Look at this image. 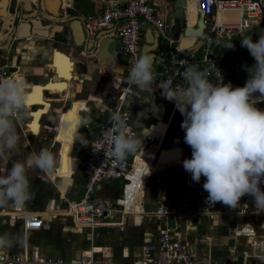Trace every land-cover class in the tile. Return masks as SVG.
Returning <instances> with one entry per match:
<instances>
[{
  "label": "crops",
  "instance_id": "crops-1",
  "mask_svg": "<svg viewBox=\"0 0 264 264\" xmlns=\"http://www.w3.org/2000/svg\"><path fill=\"white\" fill-rule=\"evenodd\" d=\"M10 1L0 0V66H7L18 79L25 82L29 90V100L35 97L34 103L29 102L30 115L23 122H17V125L24 135H27L26 133L38 135L45 131L42 137L44 139L58 120L57 127L54 129L56 131H53L55 137L52 135L54 141L61 147L59 164L55 169H64L66 163L70 176L59 177L69 178L70 184L67 189L65 188L67 192L65 197L62 195V188L56 186L59 200L52 198L51 195L50 197L42 195L39 200L43 201V204L36 208L28 204L29 200L24 207H17L11 201L5 206H0V236H5L9 240L14 237L23 238V243L13 242L11 247L0 248V255L23 254L33 259L35 253L38 258H60L68 261L85 252L90 253L93 248H99V253L95 255L107 257L117 264H129L139 256L143 244L156 239L159 226L166 222L173 226L175 233L188 243L189 250L197 258L215 261L240 259L241 251L248 248L251 237H234L233 231L246 221L258 228V221L252 216L238 217L230 213L234 208L221 202L208 203V194L193 201L190 198L186 200L192 203V210L197 212L195 215L186 216L184 214L186 207L181 203L185 197L184 185L173 189L166 198L163 197L166 200L169 198L167 203L178 201L176 204L177 209L180 210L179 216L173 215L166 220H160L150 219L144 214H128L121 217L116 215L93 230L72 226L73 221L67 213V205L69 201L80 197L83 192L85 176L80 170V165L85 148L93 138L100 122L108 119L109 114L120 106L121 111L128 117V125L134 133L132 137L140 141L138 150L134 154L127 155V159H131L134 155L152 153V150L161 147L157 155L159 162L166 157H171L181 162L183 166V161L192 156V149L185 143V132L181 128L184 117L176 109L174 102L161 95L162 89L158 87L160 80L164 78V67L167 63V58L161 54L163 47L158 54L159 58L154 62V77L157 81L152 91L139 89L127 82L129 58L120 51L117 38L111 35L109 30L102 31L103 35L99 37V40L103 37L115 39L111 49L112 61L109 65L98 66L99 58L91 53L93 41L89 39L85 45H76L74 32L68 22L60 23L56 17H53L51 22H42L35 18L30 27L27 21L16 18L20 10V0H17L18 6L14 14L9 9ZM105 1L47 0L45 7L48 10L61 11L62 16H79L81 19L90 13H99ZM173 1L151 0L150 3L156 16L165 21L166 11L172 8ZM188 1L194 2V0H186V3ZM259 1L264 5V0ZM28 7L31 8L29 2ZM194 8L195 11L196 7ZM227 18H235V13H228ZM165 25H169V28L166 27L168 35L173 44L178 46V40L173 38L176 30L174 26H171L172 22L165 21ZM148 28L151 27L146 26L143 30L140 48ZM183 29L184 26L181 27L179 37L183 36ZM153 31L156 33L154 29ZM14 33L18 38H11V34ZM259 34H264V21L230 38H215L220 62L228 53L234 54L235 63L241 60L247 64L252 62L254 58L247 48L241 46V39L242 35H246L256 41ZM201 43L202 38H197L193 44V50L199 49ZM231 43L234 44V48H227ZM57 53L70 62V65L60 62L68 75L61 74V67H58L57 63ZM221 74L232 83H246L248 79L247 75L238 71L230 75V70L224 67L221 68ZM101 77L104 78L101 79ZM183 83L177 79L173 80V86ZM97 84L103 87L97 88ZM128 84L132 93L124 98V88ZM59 85H67V87L61 88ZM84 86L85 90L81 91ZM37 89L40 91L37 92ZM69 94L75 96L72 97L69 106L62 109ZM37 113L39 115H36ZM73 114H75V120L70 119ZM34 124L38 126L36 130L33 129ZM78 130L79 138L74 141L71 156L74 134ZM161 149L168 150L161 151ZM75 166L79 168L80 176H73L72 168ZM47 173L55 180L56 177L52 172ZM72 187L80 191L78 196ZM95 191L101 196L116 197L120 195L121 184L116 180L103 182L96 186ZM142 205L145 209L158 207L151 206L150 203L148 205L144 199ZM172 207L176 209L175 206ZM252 208H255L254 204ZM28 211L50 212L55 215L49 219L43 217V224L38 229H25L20 214Z\"/></svg>",
  "mask_w": 264,
  "mask_h": 264
},
{
  "label": "built area",
  "instance_id": "built-area-1",
  "mask_svg": "<svg viewBox=\"0 0 264 264\" xmlns=\"http://www.w3.org/2000/svg\"><path fill=\"white\" fill-rule=\"evenodd\" d=\"M150 1L106 0L99 13H90L81 18L82 27L93 43L99 41L100 36H97L102 31L109 30V33L117 38L120 51L129 58V67L130 61L140 55V40L144 28L151 27L164 42L161 54L167 58V63L162 80L171 78L172 81L175 79L183 81L182 72L187 66L194 64L200 70H207L208 78L213 83H231L233 87H243L246 84L229 82L221 74L222 66L215 38H230L263 23L262 2L259 0H194L198 10L203 12L202 43L199 49L181 50L173 44L164 19L156 16ZM231 12L235 13V18H227V14ZM96 37L97 41L94 40ZM8 78L18 79L7 66L1 65L0 80ZM131 93L132 90L128 84L124 88V98L129 97ZM255 95L259 97V93ZM256 107L264 109V99H258ZM115 110H119L126 119L127 132L132 136L134 133L128 125L127 115L121 111L120 106ZM24 125H26L25 122ZM110 127L109 118L100 122L93 138L85 148L80 165L81 172L85 176L83 192L80 197L69 201L67 205V213L73 225L93 230L118 214L120 217L128 214H144L163 220L169 216L178 215L180 211L174 207L167 210L159 206L156 209L145 210L142 205L144 188L149 177L157 175L169 165L160 167L150 152L145 155H134L131 159L115 158L112 155L111 146L103 141V134ZM181 173L183 174L180 181L185 187V197L181 201L186 207L184 214L195 215L197 212L192 210V203L186 200L203 198L208 194L203 189L205 178L201 177L200 182H194L189 172ZM117 179L122 181L120 195L107 197L98 195L95 191L98 184ZM263 187L264 184L261 185V188ZM253 204V199L245 195L241 198L240 205L230 211L238 217L252 216L258 221V228L246 221L233 231L234 237H251L248 248L241 251L240 259L223 261L199 259L189 250L188 243L175 233L174 227L165 222L159 226L156 239L143 244L139 256L129 264H264V212L257 213V210L252 208ZM137 206H139V212L136 210ZM21 218L25 229H38L44 220L38 213L21 215ZM259 218L263 219L259 220ZM96 253H99V250L81 254L68 261L60 258H38L35 253L33 259L23 254H4L0 255V261L19 264H117L107 257L95 255Z\"/></svg>",
  "mask_w": 264,
  "mask_h": 264
},
{
  "label": "clouds",
  "instance_id": "clouds-1",
  "mask_svg": "<svg viewBox=\"0 0 264 264\" xmlns=\"http://www.w3.org/2000/svg\"><path fill=\"white\" fill-rule=\"evenodd\" d=\"M241 46L247 48L256 61L245 66L249 76L243 87L231 83H213L207 70L189 65L182 72L183 84L173 86L171 78L160 80L161 95L175 103L184 117L181 128L192 156L183 161L184 169L194 182L205 178L203 189L207 202H221L231 208L240 205L245 195L253 199L257 213L264 212V110L256 107L264 99V34L258 40L242 35ZM227 48H234L231 43ZM154 55L143 52L130 61L127 82L139 89L152 91ZM259 93V97L255 94ZM29 90L23 80H0V160L10 161V154L18 147L17 122L29 113ZM111 127L103 134V141L111 146L112 155L120 160L134 154L140 141L127 132V121L119 110L109 114ZM27 163L43 172L57 166L54 154L46 148L31 152ZM30 182L25 163L11 161V167L0 175V206L11 201L24 207L30 199ZM23 243L22 237L9 240L0 236V248Z\"/></svg>",
  "mask_w": 264,
  "mask_h": 264
},
{
  "label": "water",
  "instance_id": "water-1",
  "mask_svg": "<svg viewBox=\"0 0 264 264\" xmlns=\"http://www.w3.org/2000/svg\"><path fill=\"white\" fill-rule=\"evenodd\" d=\"M47 0H20V10L19 13L16 15V18L21 19L22 21H27V23L32 26L35 18L40 19L42 22H51L53 20V17L58 18L60 23H69L70 28L74 32V42L76 45H85L89 41V36H87L86 32L84 31L81 23V19L79 16H71V17H65L62 16L61 11H55V10H48L45 7V2ZM28 2L31 6L28 7ZM186 0H174L172 4V8L166 11L165 21L167 23L172 22V27H175V33L173 34V38L175 40H178V48L181 50H188L193 49V44L196 42V39L201 37L203 30H204V24L202 22L203 20V12L202 10H198L196 15V20L193 23L189 22L188 17H186L185 14V7H186ZM18 6L17 0H11L9 9L11 13H15ZM44 7V11H43ZM263 13H264V5H263ZM62 16V17H60ZM184 26L183 29V36L179 37V33L181 30V27ZM169 28V25L166 26ZM103 34H99L97 37L101 36ZM18 38L16 33L11 34V38ZM94 38V40L97 41L98 38ZM115 39L112 37H103L97 42L93 43V49L91 53H94V56L99 58L97 61L98 66L103 65H109L112 61V44L114 43ZM97 43V44H96ZM6 44H4L5 46ZM97 45V46H96ZM3 46V45H2ZM163 46V41L160 38V36L153 31L152 28H148L146 33L144 34V43L141 45L140 53L148 52L152 55H154L155 60L159 58L160 50ZM111 59V60H110ZM164 60V58H163ZM256 61L253 59L252 62L247 64L245 61H237L235 63L234 61V54L228 53L226 54L221 62L220 65L224 68H227L230 70V75H233L235 71L242 72L244 75L249 76L248 71H246L245 66H251L255 64ZM57 123L53 125V129L57 127ZM51 129L50 131L52 132ZM162 150H168V149H161ZM161 154V153H160ZM0 264H19V263H13V262H3L0 261Z\"/></svg>",
  "mask_w": 264,
  "mask_h": 264
},
{
  "label": "rangeland",
  "instance_id": "rangeland-1",
  "mask_svg": "<svg viewBox=\"0 0 264 264\" xmlns=\"http://www.w3.org/2000/svg\"><path fill=\"white\" fill-rule=\"evenodd\" d=\"M102 78H104V77H101V79ZM106 78L107 77H105V79ZM103 84H105V82ZM98 85L99 84H97V86H96L97 88L103 87V86H98ZM96 87H95V89H96ZM85 88L86 87L84 86L81 89V91L82 90L84 91ZM92 90H94V89H92ZM77 95L78 94H76V96ZM74 96H75L74 94L73 95L69 94L67 96V99L65 100V103H64V106L62 107V109H65L69 106V104L72 100V97H74ZM29 128H31V126ZM52 129H53V125H52ZM54 131H56V130H54ZM17 134L20 137L19 145L10 154V161L9 162H4V161L0 160V175L5 174L7 172V170L11 167V161L12 160H17V161H21V162L25 163L26 175H27L29 182H30L29 191H30V194L32 195L29 199L30 203H28V204H30V206H32V208H36V206L43 204V201L39 200V198H41L42 195L43 196L51 195L52 198H57V201H58L59 198H58V194L56 192V186H60L62 188V190H63L62 195H63V197H65L66 193H67L65 190L67 189V187H69V184H70L69 178L56 177L55 180H53L49 176L48 173L43 172L40 169L34 167L33 165H29L27 163V157L29 156V154L31 152H33V151L39 152L42 148H46L54 154V156L56 157V160H57V164H59L58 163L59 159H60L59 151H60L61 147L59 146L60 144H58L57 142L54 141L53 131L52 132L50 131L49 134H46V136H45L46 138L43 139L42 137H43V135H45V131H42L38 135H31L28 133H26L27 135H24L22 129L17 125ZM35 134H37V133H35ZM78 138H79V130L74 134L71 156L73 154L74 141L77 140ZM160 148H155L154 150H152V154L155 156L156 153H159ZM153 155H152V157H153ZM71 162H72V158H71ZM80 170L77 166L73 167L72 168V173L74 171L73 176L74 177L80 176ZM183 171H186V170L184 169L182 164L169 165L167 168L161 170L157 175L150 176L146 185H145V188H144V198L143 199H144L145 203H148V205L150 203L151 206H158V207L163 205V208L167 209V210L170 209L171 206H175L176 210L180 211L177 209L178 205L176 203L178 201L175 203H171L172 201L167 203L166 201H169V198H168V200H166V199H163V197L166 198L167 195L172 193L173 189L183 185V183H181V181H180L182 178V174H183L181 172H183ZM116 181H119L120 184L122 182L121 180H118V179ZM72 188L74 190V187H72ZM76 189L74 190V192L78 196L80 194V191H78V190L76 191ZM43 198H45V197H43ZM52 198H49V199H52ZM195 199L196 198H191L192 201ZM138 207L139 206H137V209H136L137 212L140 211V209ZM145 210H150V209H145ZM182 210L183 209H181V211ZM28 212L37 213V212H32V211H28ZM38 214H39V211H38ZM41 214L46 219H49L50 217H53V215H55L54 213H50V212H42ZM20 215H22V213ZM146 216H148V215H146ZM178 216H179V214H178ZM118 217H120L119 214H118ZM148 218L154 219L155 217L148 216ZM159 219L162 220L161 218H159ZM107 220H111V219H107ZM49 224H50V222H49ZM72 226H74V225H72ZM91 249H89V251H91ZM97 250H100V249L99 248L98 249L93 248V251H97Z\"/></svg>",
  "mask_w": 264,
  "mask_h": 264
},
{
  "label": "bare ground",
  "instance_id": "bare-ground-1",
  "mask_svg": "<svg viewBox=\"0 0 264 264\" xmlns=\"http://www.w3.org/2000/svg\"><path fill=\"white\" fill-rule=\"evenodd\" d=\"M196 7V10L194 11L193 8ZM195 9V8H194ZM197 12H198V8L196 6V4L193 2V1H188L187 4H186V16L188 17L189 19V22L190 23H193L195 20H196V15H197ZM34 103V102H32ZM30 126V125H29ZM28 126V127H29ZM31 131V130H30ZM54 131V129L52 130ZM32 132V131H31ZM33 133V132H32ZM34 134V133H33ZM174 149V148H173ZM170 150V149H169ZM157 154H155L154 156V161H158L159 163V166L160 167H164L166 165H176V164H182L181 162L179 161H176L174 160L173 158L171 157H166L165 159H163L161 162H159V158L157 157ZM52 174L54 177H59V176H70V172L69 171H65L63 168H60V169H54L52 171ZM38 213V212H37ZM37 213H30V212H24L22 213L23 216H28V215H33V214H37ZM41 214V213H39ZM42 215V214H41ZM44 217V216H42ZM45 218V217H44ZM86 253V252H85ZM21 264V263H20Z\"/></svg>",
  "mask_w": 264,
  "mask_h": 264
},
{
  "label": "snow or ice",
  "instance_id": "snow-or-ice-1",
  "mask_svg": "<svg viewBox=\"0 0 264 264\" xmlns=\"http://www.w3.org/2000/svg\"><path fill=\"white\" fill-rule=\"evenodd\" d=\"M61 61H63L64 63L70 65V62L67 61V58H66V57H63V56H61L59 53H57V63H58V67H61V74H62V75H68L67 73L64 72V70H63V66H62V64L60 63ZM59 87H61V88H66L67 85H59ZM39 91H40V90L37 89V92H39ZM29 102H30V103L35 102V97L30 98ZM36 115H39V113H37ZM70 119L75 120V119H76L75 114H73V116L70 117ZM37 127H38L37 125H35V124L33 125V129H34V130H36ZM64 170L67 171V164H66V163H65V168H64Z\"/></svg>",
  "mask_w": 264,
  "mask_h": 264
}]
</instances>
